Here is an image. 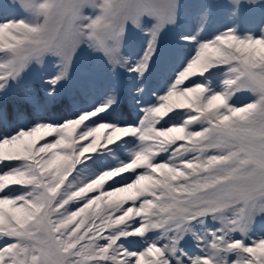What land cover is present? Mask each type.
<instances>
[{
    "label": "snow or ice",
    "instance_id": "6c2138e0",
    "mask_svg": "<svg viewBox=\"0 0 264 264\" xmlns=\"http://www.w3.org/2000/svg\"><path fill=\"white\" fill-rule=\"evenodd\" d=\"M0 264H264V0H0Z\"/></svg>",
    "mask_w": 264,
    "mask_h": 264
}]
</instances>
